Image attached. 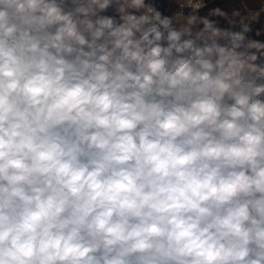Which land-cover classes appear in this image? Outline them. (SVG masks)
I'll return each instance as SVG.
<instances>
[{
  "label": "clouds",
  "instance_id": "obj_1",
  "mask_svg": "<svg viewBox=\"0 0 264 264\" xmlns=\"http://www.w3.org/2000/svg\"><path fill=\"white\" fill-rule=\"evenodd\" d=\"M0 264H264V0H0Z\"/></svg>",
  "mask_w": 264,
  "mask_h": 264
}]
</instances>
